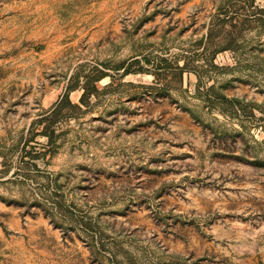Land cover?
I'll return each mask as SVG.
<instances>
[{"label": "rangeland", "instance_id": "374dc122", "mask_svg": "<svg viewBox=\"0 0 264 264\" xmlns=\"http://www.w3.org/2000/svg\"><path fill=\"white\" fill-rule=\"evenodd\" d=\"M251 2L0 0V264H264V0ZM220 8L239 32L216 66L195 59L202 81L116 70L191 57ZM103 63L117 80L62 121L55 156L36 155L39 136L23 158L77 68Z\"/></svg>", "mask_w": 264, "mask_h": 264}, {"label": "trees", "instance_id": "16d2710c", "mask_svg": "<svg viewBox=\"0 0 264 264\" xmlns=\"http://www.w3.org/2000/svg\"><path fill=\"white\" fill-rule=\"evenodd\" d=\"M254 2L255 0H252L251 5L249 6L252 7ZM235 16L236 15H230L229 8H220L219 13L211 19L207 33L195 42L194 49L190 51L192 54L189 58L184 56V54H178L173 57H158L157 60H154L147 54L143 56L142 59H134L129 63L121 64L120 68L116 70H123L121 76L132 73L151 74L156 83L163 82L164 85H168L172 79L182 83L184 80V74L191 71L197 75L199 81H202V74L206 69L203 64L196 65L195 59L200 61V59L203 58L207 62L210 61L212 65H215L214 58L218 53L233 49L235 43L234 38L239 32L236 24H234L236 19ZM258 20L264 25V17H261ZM243 21L249 22L250 18L244 17ZM218 37H220L221 40L219 42H217ZM210 56L211 59L209 60ZM191 58L192 60L190 62ZM181 61H183V64H180ZM134 65H137V68H133ZM87 67L89 70L86 72L85 69ZM107 67V64L103 63L96 66L81 64L77 68L70 77L69 83L61 98L48 111L42 113L40 117L32 123L30 133L25 139L24 146L22 147V152L24 154L22 155L23 158L25 155L29 154L27 147L31 148V143L35 142L36 138L39 136L46 138L47 144L44 146L46 149L44 153L41 154L37 152L36 155H42L44 157L49 155L50 158L55 156L57 151V131L62 121L70 118H78L79 115L86 112V109L84 108L90 107L92 100L97 98L100 94L101 87L99 82L104 78L109 77L111 79V82L106 88H111L117 80V75L110 74L107 71ZM155 85H150L149 88L152 89ZM210 88H214V85L210 86ZM78 89L81 90L82 93L79 102L76 103L71 99V93ZM223 99L226 100V96H222L221 100ZM256 106L259 107L258 104ZM9 173L10 169L6 165L5 168L0 171V176L4 177ZM15 174L16 172L13 176Z\"/></svg>", "mask_w": 264, "mask_h": 264}]
</instances>
